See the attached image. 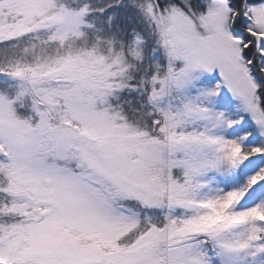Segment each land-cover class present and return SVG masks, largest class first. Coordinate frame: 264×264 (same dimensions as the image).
Listing matches in <instances>:
<instances>
[{
	"label": "snow or ice",
	"instance_id": "6c2138e0",
	"mask_svg": "<svg viewBox=\"0 0 264 264\" xmlns=\"http://www.w3.org/2000/svg\"><path fill=\"white\" fill-rule=\"evenodd\" d=\"M0 264H264V0H0Z\"/></svg>",
	"mask_w": 264,
	"mask_h": 264
}]
</instances>
